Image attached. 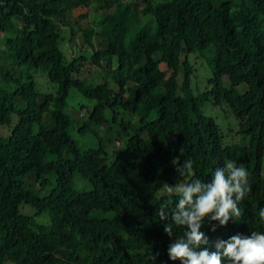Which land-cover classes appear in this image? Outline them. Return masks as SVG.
Instances as JSON below:
<instances>
[{
  "label": "trees",
  "instance_id": "obj_1",
  "mask_svg": "<svg viewBox=\"0 0 264 264\" xmlns=\"http://www.w3.org/2000/svg\"><path fill=\"white\" fill-rule=\"evenodd\" d=\"M141 2L150 23L133 21L130 0H0V264H181L168 255L176 236L155 214L162 184L180 179L174 159L192 161L194 176L183 179L210 182L229 160L247 169L251 191L239 204L240 220L203 221L210 250L217 240L264 232V0ZM92 4L114 7L86 31L74 15ZM73 20L94 50L89 57L65 47L76 41ZM196 53L211 74L204 91L193 86L189 56ZM87 60L109 65L104 72L117 87L83 76ZM38 69L55 92L38 90ZM72 88L95 102L88 121L68 113ZM207 103L223 107L235 125L224 129L204 112ZM76 130L100 145L81 146ZM52 174L56 186L43 194ZM78 175L90 190L75 188ZM26 206L45 211L48 226Z\"/></svg>",
  "mask_w": 264,
  "mask_h": 264
},
{
  "label": "clouds",
  "instance_id": "obj_2",
  "mask_svg": "<svg viewBox=\"0 0 264 264\" xmlns=\"http://www.w3.org/2000/svg\"><path fill=\"white\" fill-rule=\"evenodd\" d=\"M180 179L174 185L163 183L160 189L161 203L155 214L164 223V232L176 238L168 247L171 260L181 264H264V232L251 231L231 236L227 241L217 240L215 250L209 249L208 236L201 231L204 219L227 225L230 219L239 221L242 210L239 207L251 188L248 172L235 162L226 161L215 169L210 182L193 177L192 161H172ZM258 216L264 221V208ZM171 220V223L168 221ZM173 225L180 230L178 234ZM216 230L213 224L211 231Z\"/></svg>",
  "mask_w": 264,
  "mask_h": 264
},
{
  "label": "rangeland",
  "instance_id": "obj_3",
  "mask_svg": "<svg viewBox=\"0 0 264 264\" xmlns=\"http://www.w3.org/2000/svg\"><path fill=\"white\" fill-rule=\"evenodd\" d=\"M133 1V7H134V12L132 13L131 17L133 19L134 22H136V24H138L137 20L140 18L141 21L143 22H148L150 23V17L149 16H145L142 15L140 13L141 9L143 8L142 2L141 0H130ZM114 5H110L108 7L105 6V8L101 7L100 5H95L92 4L90 7L88 8H83L79 13H75V18L76 20H81L82 21V25L78 23H76L74 20L72 21L73 26L76 28L77 30V37H76V41L75 42H70L69 40L66 42L65 47L67 48V51H69L70 54H73L75 56H82V55H86V56H90L94 50L88 46V44L85 43L84 39V34H83V30L81 28V26L83 28H85V30L87 31L90 27H97L100 25V23L103 21L101 18L102 16L105 14V12L110 11V9H113ZM84 13H86V17H84V19H81V15ZM81 25V26H80ZM156 23L153 20L152 21V27L155 28ZM0 36H2V34L0 33ZM67 38H69V36H67ZM104 40L103 37L101 36H96L94 37V44L96 45L97 48H102V44L101 42ZM103 43V42H102ZM104 45V44H103ZM185 59V53L182 54V61ZM112 66H116V58H112ZM189 62L190 64L193 66L194 68V72L192 74V79H193V86L195 89H199L200 91H204L207 86L209 85L208 82V78L211 76L210 74V70L209 67L207 65V61L203 58L200 57L198 55V53L196 54H190L189 56ZM104 68H97L95 65H93L89 60L82 62L79 67H80V72L83 74V76H88L89 72L90 75L92 74V81L99 84V83H103V82H108L110 83V85L116 86V82L112 79L111 75L108 73L106 75V73L104 72L105 70L109 69V65H106L105 62H103ZM162 68H165V65H162ZM184 67L183 65L181 66V70H180V74L178 77V81H179V93L182 94L181 91V86H182V82L184 80ZM35 75V79L37 81V88L40 92H44V93H51V92H55L57 89V85L54 84L53 82L50 81L47 73L45 71H43L42 69H38L36 70V72H34ZM223 81L224 84L226 86H230V81L228 79L227 76L223 77ZM245 85H242L239 87L240 91H244L245 89H243ZM68 102H69V106L70 109L68 110V113L71 114L72 116L76 117L77 114H79L80 116L83 115V119L85 121H88L89 119V115H88V111L87 109H92L93 106L95 105L94 101H90L89 99L85 98L81 93H79L76 89L72 88L68 97ZM79 109V111H78ZM76 111V112H73ZM204 112L207 115L213 116L217 119L218 123L223 125L224 129H227L228 125L230 126L231 124H234V121L231 120V117L228 116V113L225 112V110L223 109V107H219V106H215L211 103H207L204 108H203ZM78 111V112H77ZM230 122V124H228ZM3 128L0 126V132L2 133ZM115 130L112 132L111 131V141H113L115 139L114 136ZM72 134L74 135V138L77 140V142L83 146V147H98L99 144V140L98 138L93 135L92 133H80L79 131H73ZM108 134H105V136H107ZM119 144L118 141L115 142H110L108 145V162H110L111 158L115 155V147ZM117 148V147H116ZM114 154V155H113ZM50 179L52 180V183L49 184L47 186V188L44 190L43 194H48L49 192H51L52 188L55 185L54 180H55V175H50L49 176ZM34 178H31L28 180V184L31 183V181H33ZM36 187H39V184L37 183ZM75 188L78 190H90L91 189V185L89 183V181L85 180L84 178H82L81 176H76L75 178ZM26 209L29 213H32L31 216H33V218L43 227L48 226L49 224V218L47 216L46 213H44L45 211H37L36 213L33 212L28 206H26ZM34 213V214H33ZM32 218V219H33ZM33 219V220H34Z\"/></svg>",
  "mask_w": 264,
  "mask_h": 264
}]
</instances>
